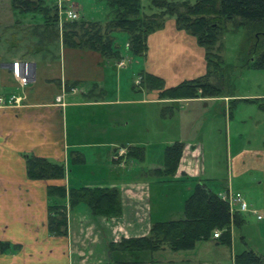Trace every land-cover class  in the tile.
I'll return each mask as SVG.
<instances>
[{"label": "crops", "instance_id": "1", "mask_svg": "<svg viewBox=\"0 0 264 264\" xmlns=\"http://www.w3.org/2000/svg\"><path fill=\"white\" fill-rule=\"evenodd\" d=\"M59 1L68 5L67 0ZM71 5L80 14L79 3ZM126 51L130 56L127 47ZM120 52L122 58L117 62L98 51L66 47L60 42L55 49L28 50L26 59L0 58V98L5 101H0V241L9 244L6 250L0 249V264H235L236 254L247 248L264 255L240 233L249 216L264 221V140L255 139L258 124L244 115L235 121L229 97H220L216 101L225 102V118L221 119L227 143L224 163L212 159L202 140L174 137L166 140V146L175 141L184 144L176 174L170 179L147 174L164 167V151L158 158L147 156V146L153 143L148 136L158 129L151 115L160 117L162 105L206 100L162 99L158 90L143 87L141 75H159L167 87L198 77L207 70L205 50L169 19L164 28L149 35L148 52L136 56L142 69L135 83L126 74L125 57ZM16 61L32 65L26 86L14 76L10 63ZM62 93L63 104L57 101ZM13 95L20 101L8 104ZM236 99H257L248 104L257 105L264 114V96ZM201 122L188 125L189 132L191 124L197 125V138L211 130L206 119ZM129 146L143 147L145 159H127ZM121 150L126 152L119 156ZM32 156L63 165L65 176L30 178L27 159ZM189 179L203 180L220 197L239 192L251 201L254 195L260 201L255 205L252 200V208L263 217L244 212V224L232 227L230 246L211 238L198 241L189 250L111 249L112 243L124 238L148 235L156 221L183 217ZM49 185H64L68 190L116 188L121 214L95 215L85 203L70 207L68 196L50 199ZM52 201L69 207L67 235L49 231Z\"/></svg>", "mask_w": 264, "mask_h": 264}, {"label": "trees", "instance_id": "2", "mask_svg": "<svg viewBox=\"0 0 264 264\" xmlns=\"http://www.w3.org/2000/svg\"><path fill=\"white\" fill-rule=\"evenodd\" d=\"M112 10V18L106 24L82 19L66 20L58 31L60 19L59 5L47 4V0H12V8L21 13L39 14L43 17L44 34L37 41L38 49L50 48L56 40L66 47L90 49L105 57L122 58L115 44V33L125 32L130 40L127 49L134 56L148 52V37L174 19L178 30H183L196 38L205 49L207 70L203 75L185 79L174 86H166L159 75L144 72L141 84L149 90H158L160 98L192 99L199 97L231 96L225 92L226 82H232L227 72L230 65L224 63L220 53L221 38L225 31L243 30L250 43V64L256 69H264V0H151L153 13H145L142 0H105ZM66 7V6H65ZM231 26V27H230ZM227 29V30H226ZM220 43V45H219ZM216 50V51H214ZM217 78L218 83L213 80ZM225 94V95H224ZM256 102L257 99H245ZM264 108V104H261ZM184 144L181 141L165 146L164 167L150 170L152 176L172 178L182 157ZM145 150L139 146H129L127 159L143 161ZM28 176L32 179H53L65 176L64 166L44 157L32 156L27 159ZM187 179H182L185 181ZM186 186L189 195L184 203V215L178 219L156 221L148 235L124 238L112 243L111 249L127 251H157L165 247L172 250L193 249L198 241L210 240L216 229L221 230L218 244H232V227H240L245 222L242 212L232 213L230 205L217 192L208 188L203 180L189 179ZM51 198L69 197L70 207L79 203L87 204L95 215L119 216L121 199L116 188L71 187L49 185ZM68 209L65 203L52 201L49 205V231L53 235H67ZM9 244L0 241V249ZM235 264H264V255L253 249H244L236 254Z\"/></svg>", "mask_w": 264, "mask_h": 264}, {"label": "rangeland", "instance_id": "3", "mask_svg": "<svg viewBox=\"0 0 264 264\" xmlns=\"http://www.w3.org/2000/svg\"><path fill=\"white\" fill-rule=\"evenodd\" d=\"M59 2L61 3L59 4ZM67 2L68 5H65L59 0H47V4L53 5L57 3L60 9L59 26L58 28H52L51 31H58L66 20H70L67 17L68 13H61L60 5L63 8H73L77 11V9L71 4L79 3L81 9L80 14L78 13V19L86 18L84 20L99 21L102 24H106L113 15L111 14L112 10L109 8L105 0H67ZM11 3L12 0H0V58L17 56L26 59L28 57H26L27 51L36 47L35 45H37L39 37L41 34H44V20L39 14L21 13L18 10H15L12 8ZM142 4L145 13L158 11L150 8L151 0H142ZM222 35V48L220 51H214L222 55L226 65L231 66L227 72L231 76L232 82L230 84L226 82L225 88L227 94H232L231 96H228L230 111L234 113L235 121L240 119L238 115H244L246 118H249L248 116H250L249 121L258 124V130L257 132L255 131L257 135L255 139L264 140V125L261 126L264 124V114L259 112L257 105L248 104V102L244 100L239 101L236 99L242 97L264 96V69L251 67V61L249 60V49L251 46L247 41V35L243 30L238 32L225 31ZM115 37L117 42L115 46L122 51V54L125 57L126 67L128 69L126 70V74L128 75L129 80L135 83L137 75L142 67L137 64L136 56L132 53H130L129 56L126 51V47H128L130 42L128 35L125 32H118L115 33ZM58 42V40L52 42L50 48H58ZM111 58L117 62L120 60L117 57ZM217 80V78H214L213 81L218 83ZM220 97L222 96L202 97L206 101H202L201 103L186 104L185 102H182L173 105L167 104L169 107L165 108H163L162 105L160 117H157L156 119L151 115V121L155 122L158 129L155 130V133L152 131L148 136V139L153 143L147 146V156L150 158L161 157L166 146V140L169 138L176 137L178 139L183 138L186 140L196 138L197 140H202L204 142L208 153L211 152L213 154L211 156L213 160L216 158L218 163H224L226 160L227 143L225 137L226 130L224 125H221V119L222 117L225 118L223 116L225 102L224 100L216 101V99ZM202 118L206 119V122L208 121L211 125V130H207L204 135L200 134L198 136L199 138H197V125L191 124L193 129L190 132L188 130V125L193 122L200 125V123H202ZM213 123H215V130L212 127ZM233 123L234 122H232V124ZM232 135L235 137V130L233 127ZM252 200L255 205L256 202L258 203L260 201V199L255 198L254 195L252 196ZM252 200L247 201L251 208L254 207V205L251 204ZM242 228L243 229L240 230V233L242 232L246 239L249 240L251 246L264 252V221L260 222L254 216H249L247 222ZM237 239L239 241V238Z\"/></svg>", "mask_w": 264, "mask_h": 264}, {"label": "built area", "instance_id": "4", "mask_svg": "<svg viewBox=\"0 0 264 264\" xmlns=\"http://www.w3.org/2000/svg\"><path fill=\"white\" fill-rule=\"evenodd\" d=\"M61 2H59L60 4ZM61 8V13H68L67 17L70 20H78V12L76 10L69 9V8H63L60 5ZM13 72L15 74V77L18 78L21 82L22 86H26V84L28 83V81L31 79L32 76V65L29 62H25V61H16L14 62V67H13ZM63 97H64V93H62L61 95H59L57 97V101L60 102L61 104H63ZM0 101L5 103V101L0 98ZM13 101H15L16 103L19 102L20 100L13 95L12 97H10L7 100V103L11 104L13 103ZM126 151L121 150V152L119 153V156L123 155ZM221 198L224 199L225 201H227L230 205V209L232 213L235 212H250L253 214H256L258 216L259 219H261L263 216L262 214H258L256 209H253L249 206L247 200L245 199V197L241 194V193H225L223 195H221ZM221 235V230H216L213 233V238L217 239L219 238Z\"/></svg>", "mask_w": 264, "mask_h": 264}, {"label": "water", "instance_id": "5", "mask_svg": "<svg viewBox=\"0 0 264 264\" xmlns=\"http://www.w3.org/2000/svg\"><path fill=\"white\" fill-rule=\"evenodd\" d=\"M11 64V67L13 68L14 67V63H10ZM206 104V103H205Z\"/></svg>", "mask_w": 264, "mask_h": 264}]
</instances>
